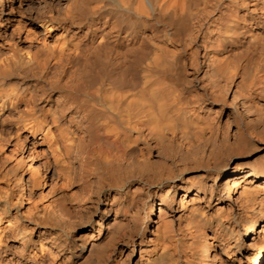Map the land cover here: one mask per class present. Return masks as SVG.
<instances>
[{"label":"clouds","instance_id":"1","mask_svg":"<svg viewBox=\"0 0 264 264\" xmlns=\"http://www.w3.org/2000/svg\"><path fill=\"white\" fill-rule=\"evenodd\" d=\"M182 2L186 29L130 0H40L38 48L0 53V264H85L109 238L103 264H246L240 233L264 219V172L244 163L264 158V0ZM163 43L167 86L138 83ZM101 99L117 107L97 120ZM101 216L116 227L85 244Z\"/></svg>","mask_w":264,"mask_h":264},{"label":"bare ground","instance_id":"2","mask_svg":"<svg viewBox=\"0 0 264 264\" xmlns=\"http://www.w3.org/2000/svg\"><path fill=\"white\" fill-rule=\"evenodd\" d=\"M16 5H19V8L24 6L22 9H24L26 13L24 18L19 21H16L12 15L13 9ZM40 7V0H5V3L0 5V24H2V26H0V33H4V35H0V46L6 43L9 45L7 48H0V53L10 54L15 53L18 49H29L30 47L35 51L38 48V42L33 43L32 41L24 39V37L29 35L32 30H35L36 33H43L45 31L43 25L39 22V19L35 18H46V12L40 10ZM183 7L182 0H143L142 5L141 0H130L129 7L123 11L129 16L139 17L142 12L150 10L155 17L172 23L181 24L186 29L189 21L186 15H181ZM31 9H37V11H32ZM24 10H22V13ZM18 28L22 29V32L19 37H15L13 34ZM57 35L58 30H53L52 36L48 37V40L52 41V38ZM177 50V47L173 44L163 43L158 44L156 47L149 45L143 49L142 55L139 57L136 65L130 70V72L138 83L143 79L140 76L141 72H143L148 79H157L159 81V89H163L168 84L166 79L169 75L168 69L174 68V65L171 64L170 61L172 58L176 57ZM48 54H51L50 50ZM44 55L45 53L37 52L38 57ZM116 107V104H112L111 107H109L108 101L101 99L99 107L95 111V117L97 120H103L111 113L112 109ZM88 143L89 142L85 140H81L80 145L77 146V154H79ZM41 147L43 148L46 146L42 145ZM39 163L40 161H37V164ZM244 163L249 164L256 174L264 172V158L254 161L245 160ZM203 171L207 173L212 170L205 169ZM217 171L222 173L223 169L218 165ZM49 176H51V173H49ZM198 178L204 180L207 179V176L201 175ZM191 179L195 180L197 177L193 176ZM104 211L105 210L102 206L101 212ZM105 216L98 217L99 227L95 231H90L88 229L79 230L80 235L90 237L89 240L85 241V244H91L93 240H100L104 236L105 227H116L115 223L112 225H105ZM262 223H264V219L253 218V221L247 230L240 233V240L246 246L237 252L236 256L241 260H245L246 264V258H251V264H264V233L261 232ZM124 226L125 223L121 222L120 227L123 228ZM37 238L38 236H33L34 240ZM111 242V238H109L104 240L102 244L94 245L91 249L85 248V252H91V256L86 260L85 264H92L93 258L95 259V264H103L105 251ZM12 243L18 245L20 242L13 241ZM247 245H253V247H247ZM123 251L125 252V255H127L128 252L131 251V248H124ZM217 251H219V249H217ZM233 251H235V249H233ZM224 258L228 259L229 257L225 256ZM132 263L136 264L135 257H133Z\"/></svg>","mask_w":264,"mask_h":264},{"label":"rangeland","instance_id":"3","mask_svg":"<svg viewBox=\"0 0 264 264\" xmlns=\"http://www.w3.org/2000/svg\"><path fill=\"white\" fill-rule=\"evenodd\" d=\"M23 7L19 8V5H16L15 8H14L15 10L13 9L12 15L15 18L16 21H19V20L23 19L24 16L26 15L25 10L22 9ZM22 10H24L23 13H22Z\"/></svg>","mask_w":264,"mask_h":264}]
</instances>
